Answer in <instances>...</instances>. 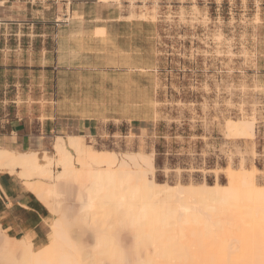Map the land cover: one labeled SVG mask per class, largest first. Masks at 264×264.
Listing matches in <instances>:
<instances>
[{"label": "rangeland", "instance_id": "rangeland-1", "mask_svg": "<svg viewBox=\"0 0 264 264\" xmlns=\"http://www.w3.org/2000/svg\"><path fill=\"white\" fill-rule=\"evenodd\" d=\"M71 1L31 0L61 20ZM101 1L121 18L152 25L159 91L145 121H103L89 136L79 135L86 149L124 159L133 169L136 161L157 186L178 185L176 196L193 200L203 184L230 185L231 173L264 186V0ZM233 120L251 123L254 136L230 130ZM56 140L18 152H35L40 163L52 160L56 174ZM49 210L46 236L29 238L35 250L51 243V224L61 218Z\"/></svg>", "mask_w": 264, "mask_h": 264}, {"label": "bare ground", "instance_id": "bare-ground-1", "mask_svg": "<svg viewBox=\"0 0 264 264\" xmlns=\"http://www.w3.org/2000/svg\"><path fill=\"white\" fill-rule=\"evenodd\" d=\"M237 122L230 130L254 136L251 123ZM54 149L56 174L35 152L0 148V170L18 174L61 217L40 250L0 226V264H264V186L256 180L231 173L230 185L203 184L193 200L176 196L178 185L157 186L136 161L133 169L92 153L79 135L58 136Z\"/></svg>", "mask_w": 264, "mask_h": 264}, {"label": "crops", "instance_id": "crops-1", "mask_svg": "<svg viewBox=\"0 0 264 264\" xmlns=\"http://www.w3.org/2000/svg\"><path fill=\"white\" fill-rule=\"evenodd\" d=\"M1 1L0 148L40 150L58 136H89L103 121L146 120L159 91L151 24L101 0L71 1L62 20L41 3ZM49 219L23 179L0 170L3 231L36 241Z\"/></svg>", "mask_w": 264, "mask_h": 264}]
</instances>
